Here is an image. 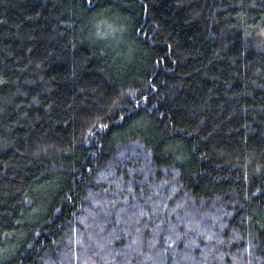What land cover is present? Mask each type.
<instances>
[{
    "label": "trees",
    "instance_id": "obj_1",
    "mask_svg": "<svg viewBox=\"0 0 264 264\" xmlns=\"http://www.w3.org/2000/svg\"><path fill=\"white\" fill-rule=\"evenodd\" d=\"M0 264H264V0H0Z\"/></svg>",
    "mask_w": 264,
    "mask_h": 264
}]
</instances>
